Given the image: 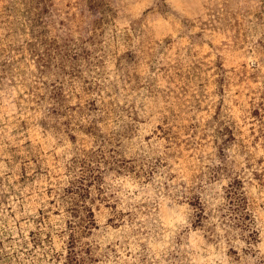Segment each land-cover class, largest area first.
<instances>
[{
  "label": "rangeland",
  "instance_id": "374dc122",
  "mask_svg": "<svg viewBox=\"0 0 264 264\" xmlns=\"http://www.w3.org/2000/svg\"><path fill=\"white\" fill-rule=\"evenodd\" d=\"M0 264H264V0H0Z\"/></svg>",
  "mask_w": 264,
  "mask_h": 264
},
{
  "label": "trees",
  "instance_id": "16d2710c",
  "mask_svg": "<svg viewBox=\"0 0 264 264\" xmlns=\"http://www.w3.org/2000/svg\"><path fill=\"white\" fill-rule=\"evenodd\" d=\"M230 188H232V187H230ZM234 191H235V188H233V190H232V189H231V190H229V192H228V193H229V195H231V194H232V195H233V194H235V192H234ZM73 210H74V207H72L71 211H73ZM199 216H200V215H199ZM69 252H70V251H69Z\"/></svg>",
  "mask_w": 264,
  "mask_h": 264
}]
</instances>
